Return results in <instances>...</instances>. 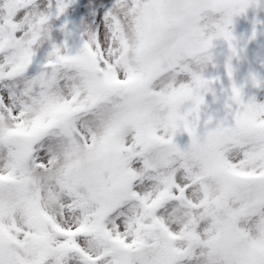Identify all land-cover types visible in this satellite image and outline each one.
Masks as SVG:
<instances>
[{"label":"snow or ice","instance_id":"6c2138e0","mask_svg":"<svg viewBox=\"0 0 264 264\" xmlns=\"http://www.w3.org/2000/svg\"><path fill=\"white\" fill-rule=\"evenodd\" d=\"M169 2L0 0V264H264V0L154 75Z\"/></svg>","mask_w":264,"mask_h":264},{"label":"rangeland","instance_id":"374dc122","mask_svg":"<svg viewBox=\"0 0 264 264\" xmlns=\"http://www.w3.org/2000/svg\"><path fill=\"white\" fill-rule=\"evenodd\" d=\"M213 7V0H170L168 9L175 17V22L164 30L165 35L151 53L150 61L155 62L154 75L169 72L181 63L191 44L193 34L204 23ZM252 19L250 17L238 20L236 34L245 49L241 66L258 71L260 67H264V35H259L254 40L250 39ZM260 31L264 32V29ZM224 51V48L220 49L218 59L220 67L216 73L223 74L227 83L226 69L223 67Z\"/></svg>","mask_w":264,"mask_h":264}]
</instances>
